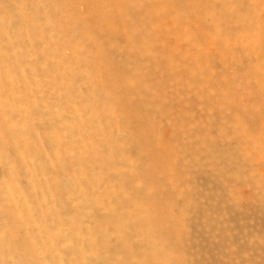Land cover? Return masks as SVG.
<instances>
[{
  "label": "rangeland",
  "instance_id": "1",
  "mask_svg": "<svg viewBox=\"0 0 264 264\" xmlns=\"http://www.w3.org/2000/svg\"><path fill=\"white\" fill-rule=\"evenodd\" d=\"M0 264H264V0H0Z\"/></svg>",
  "mask_w": 264,
  "mask_h": 264
},
{
  "label": "bare ground",
  "instance_id": "2",
  "mask_svg": "<svg viewBox=\"0 0 264 264\" xmlns=\"http://www.w3.org/2000/svg\"><path fill=\"white\" fill-rule=\"evenodd\" d=\"M122 4H124V1H127V0H119ZM97 7V6H96ZM148 43V42H147Z\"/></svg>",
  "mask_w": 264,
  "mask_h": 264
}]
</instances>
